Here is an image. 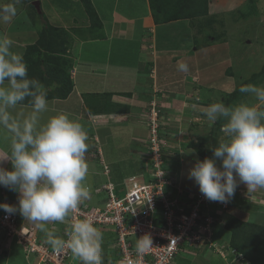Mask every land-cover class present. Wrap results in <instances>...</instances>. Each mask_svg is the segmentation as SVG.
<instances>
[{
  "label": "rangeland",
  "instance_id": "374dc122",
  "mask_svg": "<svg viewBox=\"0 0 264 264\" xmlns=\"http://www.w3.org/2000/svg\"><path fill=\"white\" fill-rule=\"evenodd\" d=\"M34 1L37 0H23V3L17 6V14L11 23L0 24V34L6 32L5 34L13 41V52L17 53L19 48L24 54L26 49L23 47L24 43H29L27 46H30L38 39L37 35L44 24L43 21L32 20L30 16L32 9L26 13L23 10L32 6ZM48 1L39 0V3L45 13V20L50 24H59L57 27H62L64 31L75 27L81 28V22L87 24L88 19L80 1L52 0L50 3ZM94 1L97 4L102 2ZM11 2L12 0H0V6ZM111 2L112 0H103V5L99 9L107 10L106 5H110ZM208 12L206 17L181 21L185 24H171L163 28V31L157 30L154 36L157 37L158 47L164 48L163 55L159 58L157 75L155 73L156 90L152 93V102L155 99L157 102L150 103L145 109L143 125L145 128L132 131L131 128L124 127L115 131L112 137H116L117 141L112 138L109 142L116 143V146H111L109 142L105 143V140H98L99 147L104 145L105 156L109 160L117 157L118 161L115 164H119L122 170L109 169V172L105 170L110 181H105L102 186L91 188L85 185L90 189L91 198L83 201L82 205H86L88 201L91 204L95 203V206L103 203L97 191L104 186L112 185L115 193L120 196L126 191L125 185L132 182L141 184L146 180V173L154 159L151 141L153 124L157 126L160 163L171 178L172 191L177 193L180 191L179 188L182 189L181 199H184L182 196L184 193L186 195L200 193L198 185L188 179V172L197 159L202 161L206 157L212 158L213 153L209 146H218L223 138L219 130L222 122L210 124L203 115V109L215 102H223L225 105L246 103L255 106L258 104L256 98L240 93L239 88L247 84L264 86V0H210ZM38 47L41 48L39 45ZM128 47L125 61L129 65L130 62H134L132 52L137 51V47L134 44ZM88 57L93 60L95 57L99 59V56H94L93 53ZM179 61L188 65L187 73L179 70ZM152 112L153 115L155 113L157 115L154 122L151 121ZM85 119L93 120L90 117ZM139 130L142 133L138 132ZM144 131H147V135ZM87 134L89 137L90 133ZM138 142L140 149L137 153L133 150L132 156L131 145H138ZM87 143L89 144V141ZM116 166L118 165H114ZM94 193L97 195L92 201ZM236 193L239 198H234L225 209L218 206L217 202L210 204L208 211L215 219L213 227L214 234H217L214 245L210 247L196 244L194 247L186 248L176 256L174 264H249L244 260H238L236 263L232 257L224 259L229 251L227 245L230 242V234L223 226L225 217L228 216L264 223V189L248 191L246 185L240 184ZM16 216L24 221L19 214ZM67 224L68 221L64 224L51 223L48 227L54 226L55 230L52 231L64 238L63 234L68 229ZM96 227L103 232L102 247L105 255L112 256L113 248L108 244L113 242V238L110 237L111 233L115 235L113 228ZM36 230V236L37 234L43 236L38 229ZM0 235V264H28L21 251L12 248L20 247L15 239L8 237L1 230ZM33 259L34 257L28 259L31 264H35Z\"/></svg>",
  "mask_w": 264,
  "mask_h": 264
},
{
  "label": "clouds",
  "instance_id": "9594fccd",
  "mask_svg": "<svg viewBox=\"0 0 264 264\" xmlns=\"http://www.w3.org/2000/svg\"><path fill=\"white\" fill-rule=\"evenodd\" d=\"M22 3L12 0L0 6V24L11 23ZM34 3L40 7L39 0L32 3L35 7ZM12 45L10 38L0 37V133H6L10 141L9 150L0 155V187L18 193V204L0 203V210L6 218L19 214L33 224L54 254L67 249L80 264H104L103 232L91 219L72 215L91 198L85 186L88 134L68 114H49L48 89L29 76L24 57L13 52ZM178 68L189 71L182 61ZM239 91L254 96L258 104L215 102L204 108L203 115L210 124L222 122L219 130L223 138L218 146H209L212 158L197 159L188 172V179L198 185L206 200L223 205L232 201L240 184L248 191L264 189V86L247 84ZM21 105L27 110H17ZM6 162L11 163L12 170L4 167ZM69 220L67 239L48 227ZM152 247L150 235L136 239L138 256ZM226 257L231 258L230 251ZM232 260L242 261L239 257Z\"/></svg>",
  "mask_w": 264,
  "mask_h": 264
},
{
  "label": "crops",
  "instance_id": "0c3cea01",
  "mask_svg": "<svg viewBox=\"0 0 264 264\" xmlns=\"http://www.w3.org/2000/svg\"><path fill=\"white\" fill-rule=\"evenodd\" d=\"M50 1L52 0L48 3ZM91 2L101 21V36L73 44L70 49L73 59L71 69L73 90L66 99L50 100L49 114L66 113L90 133L89 148L86 153L89 173L85 185L94 188L102 186L105 181H110L105 170L109 172V169L116 171L121 169L119 164H115L118 158L109 160L105 156L104 145L98 146L100 142L98 140H105V143H108L114 138L117 141L116 137H112V133L120 128L129 127L132 131L143 128L145 109L150 103L157 102V99L152 102V93L156 90L155 73L157 75L159 58L163 55L164 48L158 47L157 37L155 38L154 35L157 30L163 31V28L171 24H185L181 21L189 19L157 24L154 22L149 0H112L110 5H106L108 9L105 11L99 9L103 5L102 2L98 4L94 0ZM23 10L26 13V9ZM80 26L88 27V21L87 24L81 22ZM5 33L4 31L1 33L2 37L9 38ZM19 44L22 47V44ZM28 44L24 43L23 47L26 48ZM130 44H134L137 51L132 52L134 62L128 65L125 59ZM23 52L18 48V54L22 55ZM92 53L94 56H99V59L96 57L94 60L89 59L88 56ZM23 109H26V106L21 105L17 110ZM85 117L93 120L87 121ZM144 132L147 135V131ZM9 143L7 134L0 133V155L9 150ZM109 143L111 146H116V143ZM131 146L133 156V150L137 153L140 144L138 142V145ZM115 154L117 156V153ZM114 165L118 166L114 167ZM4 167L6 169L10 167L9 170H12L10 162H6ZM95 196H92V201L95 200ZM0 203L17 205L18 193L0 187ZM2 212L3 210L0 213ZM17 223L19 227H32L37 232V228L28 221L18 219ZM53 227L50 226L49 229L53 230ZM37 237L44 240V235L37 234ZM12 248L20 250L17 246Z\"/></svg>",
  "mask_w": 264,
  "mask_h": 264
},
{
  "label": "built area",
  "instance_id": "2783aa9c",
  "mask_svg": "<svg viewBox=\"0 0 264 264\" xmlns=\"http://www.w3.org/2000/svg\"><path fill=\"white\" fill-rule=\"evenodd\" d=\"M155 120L156 115H152L151 121ZM151 128L154 159L146 180L125 185L126 191L120 196L112 185L104 186L97 191L103 203L95 206L88 201L72 214L77 219H91L95 226L113 228L116 235L110 243L113 255L110 259L106 255L104 264H174L176 256L186 248L214 245L215 219L208 211L213 202L201 193L188 194L185 201L180 198V188L177 193L172 191L171 178L159 159L156 124ZM217 205L227 207L218 202ZM17 222L16 215L6 218V213H0V230L15 239L28 264L30 257H34L35 264H80L67 249L54 254L32 227H19ZM71 222L68 221V228ZM146 234L150 235L153 247L141 257L135 251L136 239ZM64 238L67 239L66 233Z\"/></svg>",
  "mask_w": 264,
  "mask_h": 264
},
{
  "label": "trees",
  "instance_id": "16d2710c",
  "mask_svg": "<svg viewBox=\"0 0 264 264\" xmlns=\"http://www.w3.org/2000/svg\"><path fill=\"white\" fill-rule=\"evenodd\" d=\"M78 1L82 4L89 27H75L64 31L62 27H57L59 24L55 25L47 22L45 13L40 7L36 9L33 5H30L26 8L27 12L32 9L30 16H32L33 21L41 19L44 24L39 29L38 39L33 45L26 47L23 57L28 65L29 76L38 79L48 89L49 101L66 99L73 90L74 85L70 74L73 66L70 49H72L73 44L77 41L97 39L101 36V21L91 1ZM209 5L210 0H149L153 19L157 24L206 17L209 13ZM237 195L235 193L233 199L239 198ZM182 196H184L183 198L186 201V193ZM223 227L230 234V242L227 248L231 252L232 258L239 257L249 264H264V223L243 220L235 216L230 218L228 216L225 217ZM216 235L213 232V242ZM110 237L113 238L114 242L115 235L111 233ZM108 242L110 241L108 240ZM18 248L23 254L22 249ZM104 251L103 258L106 257ZM107 256L108 259L112 257L110 255Z\"/></svg>",
  "mask_w": 264,
  "mask_h": 264
},
{
  "label": "water",
  "instance_id": "95a60500",
  "mask_svg": "<svg viewBox=\"0 0 264 264\" xmlns=\"http://www.w3.org/2000/svg\"><path fill=\"white\" fill-rule=\"evenodd\" d=\"M34 5H35V7H37V9L39 8L37 3H34Z\"/></svg>",
  "mask_w": 264,
  "mask_h": 264
}]
</instances>
